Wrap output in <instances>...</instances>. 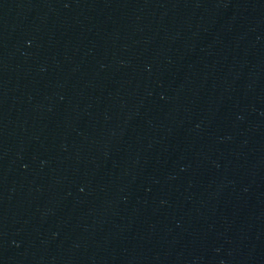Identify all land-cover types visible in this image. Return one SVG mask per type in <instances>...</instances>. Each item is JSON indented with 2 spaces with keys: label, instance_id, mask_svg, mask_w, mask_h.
I'll use <instances>...</instances> for the list:
<instances>
[{
  "label": "water",
  "instance_id": "95a60500",
  "mask_svg": "<svg viewBox=\"0 0 264 264\" xmlns=\"http://www.w3.org/2000/svg\"><path fill=\"white\" fill-rule=\"evenodd\" d=\"M238 0H0V264H59L154 151Z\"/></svg>",
  "mask_w": 264,
  "mask_h": 264
}]
</instances>
